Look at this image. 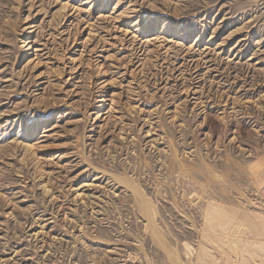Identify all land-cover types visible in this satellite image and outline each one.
<instances>
[{
	"label": "rangeland",
	"instance_id": "obj_1",
	"mask_svg": "<svg viewBox=\"0 0 264 264\" xmlns=\"http://www.w3.org/2000/svg\"><path fill=\"white\" fill-rule=\"evenodd\" d=\"M262 228L264 0H0V264H264Z\"/></svg>",
	"mask_w": 264,
	"mask_h": 264
},
{
	"label": "bare ground",
	"instance_id": "obj_2",
	"mask_svg": "<svg viewBox=\"0 0 264 264\" xmlns=\"http://www.w3.org/2000/svg\"><path fill=\"white\" fill-rule=\"evenodd\" d=\"M30 45V44H28ZM31 46H29L30 48ZM210 115V114H209ZM209 118V124L210 126L214 125V120L212 119L211 116H208ZM217 125V124H216ZM217 127V126H216ZM218 128H216V131H217ZM176 156V154H175ZM212 177V176H211ZM120 180L125 183L127 185V187L130 189V191L132 192L133 194V197L135 198V203L136 205L138 206L140 212L143 214L144 217H146V220L148 221L149 225H151L149 228H151L152 230V235H155L156 236V239L160 240V243L163 244L161 241H162V238L160 236V234H158L159 230L157 229V226L155 227L154 225V216H156V209L154 208L153 204H152V201L151 199L149 198V196L147 195V192L140 186L139 182L135 181L133 178L131 177H126L124 179H121ZM211 206H210V209L208 210V213L206 214V230L210 231V232H214L215 231V228H219V227H222V228H226V227H229L228 226V223L230 222V219L232 218L230 213L226 212V209L222 206V205H219V204H216L214 202H211ZM140 214V213H139ZM158 216V215H157ZM156 224V223H155ZM243 224V223H242ZM235 227L237 226L234 225ZM241 226V225H240ZM261 226V224H260ZM239 227V226H238ZM237 227V228H238ZM262 227V226H261ZM243 228L244 225H243ZM240 229V228H239ZM150 230V232H151ZM158 230V231H157ZM242 230V229H241ZM244 231V229H243ZM204 232V231H203ZM231 232V231H230ZM233 232V230H232ZM245 232V231H244ZM260 232L262 233V235L264 234V228H262V230H260ZM161 233V231H160ZM255 233V231H254ZM217 234H215L216 236ZM221 235V234H220ZM261 235V234H260ZM217 237V236H216ZM214 238V244L217 243L218 246L220 248L223 249L222 247V244H221V240L219 238ZM261 237V236H260ZM153 238V237H152ZM254 238V237H253ZM210 240V239H209ZM211 239V241H213ZM233 240V239H232ZM163 242H164V239H163ZM210 242V241H209ZM235 243H241V239H234ZM226 243V242H225ZM234 244V243H233ZM164 245V244H163ZM226 245V244H225ZM250 247L251 246H254L253 243H250L249 244ZM260 248H264V244H261L259 245ZM203 248V247H202ZM200 248V249H202ZM205 248V247H204ZM231 249V248H230ZM243 249V248H242ZM238 250V249H237ZM202 251V250H201ZM211 251V250H210ZM253 251V250H252ZM203 252V251H202ZM206 252V251H205ZM254 252V251H253ZM222 253V252H221ZM207 254V253H206ZM223 255V254H222ZM207 256H210L207 254ZM206 256V257H207ZM209 258V257H208ZM242 258V257H241ZM210 259V258H209ZM212 259V258H211ZM248 259V258H247ZM246 259V260H247ZM255 263V262H254Z\"/></svg>",
	"mask_w": 264,
	"mask_h": 264
}]
</instances>
